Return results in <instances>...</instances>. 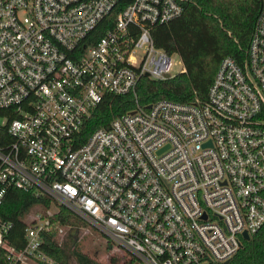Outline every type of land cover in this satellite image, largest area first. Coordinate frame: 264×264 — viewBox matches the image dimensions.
I'll return each mask as SVG.
<instances>
[{
    "label": "built area",
    "instance_id": "built-area-1",
    "mask_svg": "<svg viewBox=\"0 0 264 264\" xmlns=\"http://www.w3.org/2000/svg\"><path fill=\"white\" fill-rule=\"evenodd\" d=\"M259 1L242 61L222 59L204 98L140 105L141 78L184 72L151 35L187 0H0V203L9 188L50 201L18 248L0 219L6 264H57L42 244L52 230L63 242L59 207L136 264H227L243 233L264 228ZM105 93L133 106L82 139Z\"/></svg>",
    "mask_w": 264,
    "mask_h": 264
},
{
    "label": "trees",
    "instance_id": "trees-1",
    "mask_svg": "<svg viewBox=\"0 0 264 264\" xmlns=\"http://www.w3.org/2000/svg\"><path fill=\"white\" fill-rule=\"evenodd\" d=\"M259 0H187L182 14L166 25L155 27L152 41L156 48L168 55L176 54L184 72L164 81L141 78L136 87V99L146 105L159 99L186 102L193 97L204 98L219 62L224 58L242 61V50L250 39L259 10ZM133 106L131 94L105 93L91 110L82 139L97 127L105 126L113 117ZM49 199L36 196L32 191L9 188L0 203V219L9 221L11 227L6 241L18 248L23 243L26 215L35 209L45 212ZM56 226L78 228L86 226L80 218L63 207L50 218ZM70 246L58 245L54 231L44 233L42 250L57 264H103L81 252L68 234ZM121 264H136L127 254ZM109 257L108 264H117ZM0 264H6L0 249ZM227 264H264V228L243 240Z\"/></svg>",
    "mask_w": 264,
    "mask_h": 264
},
{
    "label": "rangeland",
    "instance_id": "rangeland-1",
    "mask_svg": "<svg viewBox=\"0 0 264 264\" xmlns=\"http://www.w3.org/2000/svg\"><path fill=\"white\" fill-rule=\"evenodd\" d=\"M174 70L175 72H177L179 68L175 67ZM37 210L38 209H35L29 212L25 217L26 221L30 220ZM62 227L64 230L62 241L65 242L67 246H70L71 243L70 238L67 236L69 234L74 239L75 246L81 252L85 253L86 255L100 263L108 264V259L111 256L118 259L117 264H121L124 260L127 259V256L123 251L115 247L109 240L104 237V235L93 229L90 225H87V223L86 226H81L78 228H70L67 226ZM71 230H73L72 234H70ZM71 264H74L73 261H71Z\"/></svg>",
    "mask_w": 264,
    "mask_h": 264
},
{
    "label": "water",
    "instance_id": "water-1",
    "mask_svg": "<svg viewBox=\"0 0 264 264\" xmlns=\"http://www.w3.org/2000/svg\"><path fill=\"white\" fill-rule=\"evenodd\" d=\"M72 233H73V230L70 231V234H72ZM243 238H244L245 240L248 239V237H247V235H246L245 233H243Z\"/></svg>",
    "mask_w": 264,
    "mask_h": 264
}]
</instances>
